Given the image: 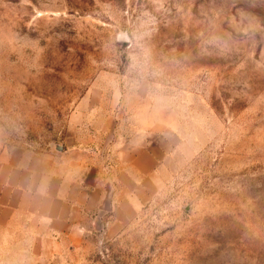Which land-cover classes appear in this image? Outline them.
<instances>
[{"label":"rangeland","instance_id":"obj_1","mask_svg":"<svg viewBox=\"0 0 264 264\" xmlns=\"http://www.w3.org/2000/svg\"><path fill=\"white\" fill-rule=\"evenodd\" d=\"M116 150L154 170L89 261L264 264V0H0V197L11 159L93 181ZM28 240L0 227V264H38Z\"/></svg>","mask_w":264,"mask_h":264},{"label":"crops","instance_id":"obj_2","mask_svg":"<svg viewBox=\"0 0 264 264\" xmlns=\"http://www.w3.org/2000/svg\"><path fill=\"white\" fill-rule=\"evenodd\" d=\"M74 154L22 156L6 166L0 227L21 230L31 245L28 252L37 253L29 257L38 264H96L88 260L93 240L121 233L136 212L138 173L147 177L154 170L150 152L116 150L113 173L107 176L104 170L100 176L96 171L92 181V163Z\"/></svg>","mask_w":264,"mask_h":264},{"label":"water","instance_id":"obj_3","mask_svg":"<svg viewBox=\"0 0 264 264\" xmlns=\"http://www.w3.org/2000/svg\"><path fill=\"white\" fill-rule=\"evenodd\" d=\"M61 147H57L58 150H60Z\"/></svg>","mask_w":264,"mask_h":264}]
</instances>
